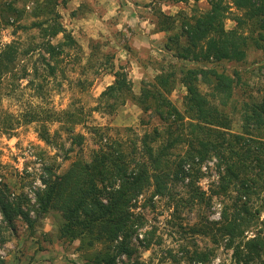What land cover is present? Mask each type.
<instances>
[{
	"label": "trees",
	"instance_id": "16d2710c",
	"mask_svg": "<svg viewBox=\"0 0 264 264\" xmlns=\"http://www.w3.org/2000/svg\"><path fill=\"white\" fill-rule=\"evenodd\" d=\"M184 1L154 0L153 4ZM230 2L232 5L208 0L205 11L191 15L182 10L169 15L152 4V32L167 35L163 48L173 62H156V74L149 81H141L138 94L132 91L123 67L113 70L114 57L103 51L105 44L88 40L82 72H110L114 78L93 110L111 116L131 102L140 109L143 125L149 120L155 124L151 131L127 143L112 139L102 128H92L97 141L88 158L76 156L62 174L45 168L43 188L34 194V210L25 196L8 200L5 193L9 187L0 183V215L6 230L14 231L16 221L21 220L33 234L42 216L60 212L56 239L68 246L78 243L74 250L82 255L80 264H144L137 259L132 243L144 218L134 209L138 197L151 189L152 196H167L173 213L194 207L209 210L213 201L219 200V219L210 221L202 216L198 226L189 228L190 233L221 243L230 251L233 264H264V223L260 220L264 213V84L256 96L246 93L240 86L241 72L225 67V63L244 62L250 49L260 51L264 60V0ZM66 3L0 0V31L15 26L33 32L34 38L23 52L15 40L0 46V89L5 79L15 75L21 55L36 53V63L52 77L68 49L81 51L60 21L58 7ZM231 6L241 13H231ZM79 11L80 6L70 12V17L81 18ZM228 15H232L233 27L226 30ZM25 18L28 23L21 22ZM59 35L61 39L53 42ZM38 73L34 66L33 76ZM30 75L24 70L20 79ZM177 85L185 91L181 110L170 99ZM79 114L43 107L25 112L20 121L36 123L38 138L45 144L58 135V131L50 134L48 125L58 123L72 137V143L80 145L83 136L73 133L74 126L82 123ZM234 120L238 132L231 131ZM18 124V118L0 111L1 130L11 132ZM212 159L217 178L204 192L197 185L203 177L200 168ZM185 180L184 194H176L175 187ZM209 255L194 250L187 260L189 264H203ZM0 264L4 262L0 260Z\"/></svg>",
	"mask_w": 264,
	"mask_h": 264
},
{
	"label": "rangeland",
	"instance_id": "374dc122",
	"mask_svg": "<svg viewBox=\"0 0 264 264\" xmlns=\"http://www.w3.org/2000/svg\"><path fill=\"white\" fill-rule=\"evenodd\" d=\"M153 1L113 0L110 3L109 0H81L78 5L81 18L88 19L86 17L92 16L94 20L96 17L100 19L98 22L93 20L91 25H82L76 22L80 18L70 17V12L77 10L78 6L72 8L73 0H67L64 6L58 7L60 21L76 40L81 51L68 49L55 65L56 73L52 77L48 76L45 67L36 63V53L21 55L18 58L15 75L5 79L0 89V111L19 119V124L13 131L0 129V183H6L9 187V193H5L8 200L25 196L29 208L34 210V194L43 188L41 180L46 176L45 168L50 167L57 174H62L76 156L88 158L91 150L96 148L97 136L92 133L94 127L104 129L112 139L125 143L130 138L135 139L151 131L155 121L149 120V123L143 125L140 121V109L131 102L121 106L111 116L95 112L93 108L99 95L114 78L110 72L96 75L87 69L82 72V69L88 54L89 39L105 44L103 51L112 53L114 57L113 70L118 66L124 68L135 94L139 93L141 81H149L156 74V62L163 59L165 62H173L163 48L167 35L152 32L150 19L153 6L160 7L169 15H175L180 10L191 15L205 11L208 8V0L156 4H153ZM224 1L232 5L231 0ZM229 11L233 14L241 13L233 6ZM231 16L228 15L224 22L226 30L233 27ZM21 22L28 23L29 19L25 18ZM32 33L24 32L15 26L2 29L0 46L15 40L23 52L34 40ZM90 34L95 38L88 37ZM60 39L61 35L53 42ZM263 64L261 52L250 49L244 62L225 63V67L228 71L239 70L242 75L241 88L256 96L258 89L264 84ZM34 66L39 71L37 76L32 74ZM24 70L31 75L20 79ZM184 94V88L177 85L170 96L171 101L180 110ZM43 107L52 108L56 112L66 109L81 112L79 115L82 123L74 126L73 133L83 136L82 143L73 144L72 137L60 129L58 123H51L48 125L49 133L58 131V135L52 137L50 144H45L38 138L36 123L25 124L20 121L25 112ZM112 129H118V132ZM231 131H239L236 120L231 126ZM214 163V159L209 160L200 168L203 177L197 185L204 192H208L216 181ZM186 182L185 180L177 184L176 194H184ZM219 203V200H214L209 210L194 207L173 213L175 209L167 196H152L151 189L144 192L138 197L134 209V213L144 218L138 237L132 241L137 259L144 264H189L187 257L197 250L210 253L208 260L203 264H233L230 251L225 250L221 243L215 244L212 239L193 235L189 231L195 224L198 226L202 216L208 217L210 221H217L220 213ZM30 216L35 217V213L31 211ZM61 220L60 212H49L35 224L31 234L21 220L16 221L14 231L6 230L0 215V260L4 264H80L82 255L74 250L78 243L74 242L68 246L56 239L55 232ZM260 220L264 223V213ZM179 225L184 228L186 234L182 233ZM251 235L252 232L248 233V237Z\"/></svg>",
	"mask_w": 264,
	"mask_h": 264
},
{
	"label": "crops",
	"instance_id": "0c3cea01",
	"mask_svg": "<svg viewBox=\"0 0 264 264\" xmlns=\"http://www.w3.org/2000/svg\"><path fill=\"white\" fill-rule=\"evenodd\" d=\"M113 0H109V2L111 3ZM81 3V0H73V2H72V8H76L79 4ZM118 7H119V5H118ZM117 7V8H118ZM110 13V12H109ZM86 18H88V19H85V18H80V19H78V20H76V22H79L80 24H82V25H89L90 23L92 24L94 21L95 22H98L100 19L98 18V17H96V19L94 20V18L92 17V16H89V17H86ZM94 20V21H93ZM90 24V25H91ZM88 37H90V38H95L94 37V35H92V34H90V35H88Z\"/></svg>",
	"mask_w": 264,
	"mask_h": 264
}]
</instances>
